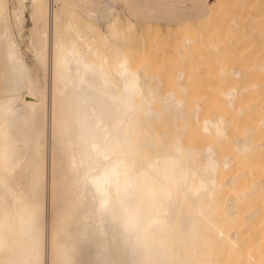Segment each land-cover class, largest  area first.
<instances>
[{
	"label": "bare ground",
	"instance_id": "1",
	"mask_svg": "<svg viewBox=\"0 0 264 264\" xmlns=\"http://www.w3.org/2000/svg\"><path fill=\"white\" fill-rule=\"evenodd\" d=\"M113 1L0 0V264H264V0Z\"/></svg>",
	"mask_w": 264,
	"mask_h": 264
},
{
	"label": "snow or ice",
	"instance_id": "2",
	"mask_svg": "<svg viewBox=\"0 0 264 264\" xmlns=\"http://www.w3.org/2000/svg\"><path fill=\"white\" fill-rule=\"evenodd\" d=\"M35 6H36L35 3L33 2L32 7L35 8ZM3 7H4V5H0V9H2ZM41 7H43V6H41ZM33 20L35 22V14H33ZM82 238L86 239L87 234L83 233ZM34 252H35L36 258L33 260H30V261L23 262V264H41V261L39 260V238H38V235L36 236L35 241H34ZM4 264H16V262L9 260L7 262H4ZM61 264H73V262L63 261V262H61Z\"/></svg>",
	"mask_w": 264,
	"mask_h": 264
},
{
	"label": "rangeland",
	"instance_id": "3",
	"mask_svg": "<svg viewBox=\"0 0 264 264\" xmlns=\"http://www.w3.org/2000/svg\"><path fill=\"white\" fill-rule=\"evenodd\" d=\"M101 2H103V0H101ZM106 3H108V5L109 4L111 5V6L109 5V8H110L111 12L113 11V13L119 9V4L113 0H104L103 4H106ZM26 5H27V9L25 11L26 20H25L24 31H25V33H28L29 28L32 26L31 19H30V0H26ZM23 46L25 48V45H23ZM28 61H31L30 57H28Z\"/></svg>",
	"mask_w": 264,
	"mask_h": 264
}]
</instances>
